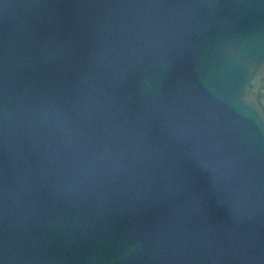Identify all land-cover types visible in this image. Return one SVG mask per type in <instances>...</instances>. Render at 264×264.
I'll list each match as a JSON object with an SVG mask.
<instances>
[{
    "label": "water",
    "instance_id": "water-1",
    "mask_svg": "<svg viewBox=\"0 0 264 264\" xmlns=\"http://www.w3.org/2000/svg\"><path fill=\"white\" fill-rule=\"evenodd\" d=\"M264 0H0V264H264Z\"/></svg>",
    "mask_w": 264,
    "mask_h": 264
},
{
    "label": "trees",
    "instance_id": "trees-1",
    "mask_svg": "<svg viewBox=\"0 0 264 264\" xmlns=\"http://www.w3.org/2000/svg\"><path fill=\"white\" fill-rule=\"evenodd\" d=\"M256 100H257V103L258 105L260 106V108L262 109V111L264 112V103L262 101V93H258L256 96H255Z\"/></svg>",
    "mask_w": 264,
    "mask_h": 264
},
{
    "label": "rangeland",
    "instance_id": "rangeland-1",
    "mask_svg": "<svg viewBox=\"0 0 264 264\" xmlns=\"http://www.w3.org/2000/svg\"><path fill=\"white\" fill-rule=\"evenodd\" d=\"M260 92L262 93V101L264 103V73H263L262 78H261V86H260V91L258 93H260Z\"/></svg>",
    "mask_w": 264,
    "mask_h": 264
}]
</instances>
